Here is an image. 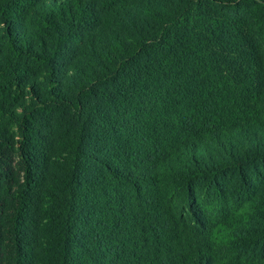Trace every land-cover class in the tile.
<instances>
[{"label":"trees","instance_id":"obj_1","mask_svg":"<svg viewBox=\"0 0 264 264\" xmlns=\"http://www.w3.org/2000/svg\"><path fill=\"white\" fill-rule=\"evenodd\" d=\"M261 170L264 0H0V264H244Z\"/></svg>","mask_w":264,"mask_h":264},{"label":"rangeland","instance_id":"obj_2","mask_svg":"<svg viewBox=\"0 0 264 264\" xmlns=\"http://www.w3.org/2000/svg\"><path fill=\"white\" fill-rule=\"evenodd\" d=\"M251 176L255 179V174H253L250 171ZM263 176L264 177V170H261L259 176ZM264 186V181L261 182L260 187ZM244 264H264V246L258 248L257 250H255V252L251 255H248L245 259H244Z\"/></svg>","mask_w":264,"mask_h":264}]
</instances>
